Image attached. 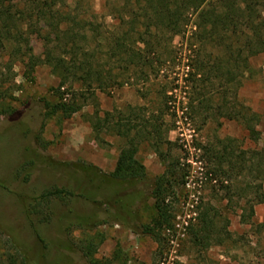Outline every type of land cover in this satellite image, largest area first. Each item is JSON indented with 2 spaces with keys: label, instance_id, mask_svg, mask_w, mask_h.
Returning a JSON list of instances; mask_svg holds the SVG:
<instances>
[{
  "label": "rangeland",
  "instance_id": "obj_1",
  "mask_svg": "<svg viewBox=\"0 0 264 264\" xmlns=\"http://www.w3.org/2000/svg\"><path fill=\"white\" fill-rule=\"evenodd\" d=\"M23 2L13 0L9 6L23 8ZM121 5L122 0H66L62 10L76 20L94 15L105 30H111ZM10 30L14 31L13 25ZM3 32L0 25V35ZM86 35L88 46L104 42L103 37L89 42L92 37ZM172 43L177 58L158 63L156 77L136 75L128 84L106 92L96 90L93 95L85 92L80 81L71 87L73 81L67 80L60 90H66L64 100L78 90L75 100L81 104L68 119L45 116V104L57 100L58 75L44 63L31 70L25 65L29 58L42 60L43 41L31 35L22 37L19 48L15 44L0 47V264H10L7 255L14 264H264V230L240 222L245 206L241 198L251 191H244L240 199L234 195L248 181L252 186L261 182L264 192V177L254 165L251 172L244 168L228 184L213 172L214 159L207 152L230 146L234 153L243 152L245 162L256 163L259 158L264 148V52L249 59L251 70L235 86L238 109L249 107L259 117L258 140L252 141L237 121L225 119L215 107H202L194 95L189 96L184 83L191 78L187 75L190 62L179 55L180 38ZM103 54L99 63L113 67ZM211 84L202 93L214 96L211 90L217 83ZM228 92L227 103H231L232 91ZM106 111L119 112L115 115L130 121L135 130L143 125L151 129L155 119L163 121L161 152L167 161L160 159L149 140L140 141L135 158L143 166L145 179L121 182L112 178L125 140L110 131V125L97 122ZM95 122L102 124L101 129L95 130ZM167 164L175 171L176 222L174 231L165 232L169 242L159 257L157 244L141 235L137 226L154 216L150 183ZM55 188L66 190L67 195L42 203V194ZM224 190H229L232 202L225 199ZM253 204V224H264V203ZM192 206L219 211L227 220L230 238L206 250L194 246L186 228L195 222ZM215 223L225 224L217 216ZM87 242L95 247L91 257L81 252Z\"/></svg>",
  "mask_w": 264,
  "mask_h": 264
},
{
  "label": "trees",
  "instance_id": "obj_2",
  "mask_svg": "<svg viewBox=\"0 0 264 264\" xmlns=\"http://www.w3.org/2000/svg\"><path fill=\"white\" fill-rule=\"evenodd\" d=\"M12 1L0 0V25L4 31L0 35V47L15 44L19 48L22 37L34 35L36 39L43 41V58H29L26 67L31 70L38 63H44L60 78L56 89L57 100L54 104H45V116L59 115L68 119L80 110L81 104L75 100V92L78 93V90L68 100H64L66 90L60 92L67 80L73 81L71 87L73 83L80 81V86L86 88L85 92L93 95L96 90L106 92L128 84L136 75H142L145 79L150 75L158 76V63H170L177 58L172 40L179 37V55L190 62L187 65V75L191 78L184 83L189 96L194 95V99L202 107H215V111L225 119L237 121L250 140H258L256 125L259 117L249 107L240 106L238 109L235 86L251 70L249 59L264 52V0H122L118 22L111 30H105L103 25L96 22L94 15H89L84 20L77 16L76 20V17L67 14L62 10L66 7V0H24L23 8H12L9 6ZM10 25L14 26L13 32ZM86 34L92 37V41L88 39L89 42L103 37V44L88 46ZM80 35L82 40H79ZM207 46L218 50V53L213 55ZM97 49L100 50L98 53ZM102 51L108 60L113 61V67L107 69L104 64L99 63V58L103 59L100 55ZM13 55L9 53V56ZM95 59L98 62L94 63ZM212 81L217 83V88L211 90L214 96L202 93L208 84L212 86ZM229 89L232 91L231 103H227ZM162 94L165 99H169L166 92ZM188 99L192 106V97ZM117 113L119 112L106 111L102 118L97 119L103 125H110L108 129L125 140L110 176L121 182L144 180L143 166L135 158L137 144L149 140L154 152L161 160L167 161V156L161 152L164 122L155 119L150 124L151 129L147 130L143 125L141 129L135 130L136 126L116 116ZM97 122L93 125L95 130L101 129L99 125L102 124ZM166 143L169 142L166 140ZM228 143L231 144V141ZM207 152L214 159L213 167L216 169L213 168V172L221 174L228 184L236 180L244 168L251 172L254 165L258 167L261 177H264V148L259 151L256 163L251 159L245 162L241 158L243 152L234 153L230 146ZM172 166L167 164L164 171L150 183L154 216L148 223L137 226L141 235L148 236L157 244L155 255L159 257L163 255L169 242L165 232L175 230L174 204L178 193ZM224 191L225 199L232 202L234 198L228 195L229 190ZM244 191L251 192L247 196ZM64 195H67L66 190L55 188L45 191L40 198L43 203L49 197L61 198ZM234 195L238 199L245 195L241 198L245 206L241 208L240 222L264 230V224H253V203H264L262 183L252 186L248 181L244 189ZM188 196L187 193L184 195V201ZM129 199L131 202L132 198ZM190 201L192 203L194 200ZM192 209L196 213L195 222L189 223L186 228L194 246L206 250L212 245H221L230 238L226 228L227 220L219 211L212 206H192ZM216 216L225 224L218 226L215 223ZM81 252L85 257L93 256V243L87 242L81 246ZM6 257L10 264L15 263L12 262V256Z\"/></svg>",
  "mask_w": 264,
  "mask_h": 264
}]
</instances>
